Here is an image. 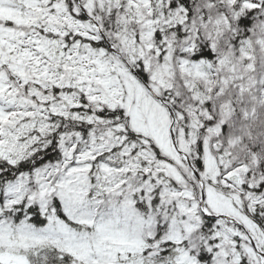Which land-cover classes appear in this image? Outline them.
Returning <instances> with one entry per match:
<instances>
[{
  "label": "snow or ice",
  "instance_id": "6c2138e0",
  "mask_svg": "<svg viewBox=\"0 0 264 264\" xmlns=\"http://www.w3.org/2000/svg\"><path fill=\"white\" fill-rule=\"evenodd\" d=\"M0 264H264V0H0Z\"/></svg>",
  "mask_w": 264,
  "mask_h": 264
}]
</instances>
